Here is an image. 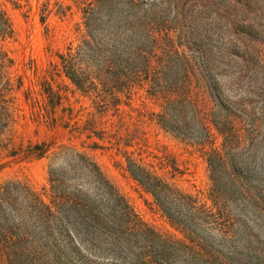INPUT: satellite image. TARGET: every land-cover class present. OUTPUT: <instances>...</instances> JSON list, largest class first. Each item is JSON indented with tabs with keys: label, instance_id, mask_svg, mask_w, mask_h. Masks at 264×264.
<instances>
[{
	"label": "trees",
	"instance_id": "16d2710c",
	"mask_svg": "<svg viewBox=\"0 0 264 264\" xmlns=\"http://www.w3.org/2000/svg\"><path fill=\"white\" fill-rule=\"evenodd\" d=\"M247 4L249 0L39 4L45 26L52 15L64 19L76 10L80 16L76 42L58 50L39 76L44 97L34 102L33 114L71 135L85 133L102 141H93L92 148L122 152L125 170L182 236L144 223L85 149L70 141L42 140L19 149L25 158L47 159L42 192L22 180L0 181V264H264V154L258 159L254 150L264 136L241 145L245 134L262 125L244 105L246 96L239 95L253 61L264 64V41L252 39L257 10ZM12 36L0 8V42ZM10 65L0 43V139L8 133L11 117ZM59 75L90 101L94 111L84 125L79 111L66 105L54 86ZM256 77H247L249 95L264 93V87H251ZM199 83L214 106L251 118V128L240 134L228 118L220 125L210 120L192 96ZM140 90L159 106L152 119L201 152L210 178L204 196L175 183L182 170L173 158L144 160L150 155L146 142L128 132L120 109ZM229 91L235 92L232 98ZM261 111L264 116V104ZM131 146L136 149L127 150Z\"/></svg>",
	"mask_w": 264,
	"mask_h": 264
},
{
	"label": "rangeland",
	"instance_id": "374dc122",
	"mask_svg": "<svg viewBox=\"0 0 264 264\" xmlns=\"http://www.w3.org/2000/svg\"><path fill=\"white\" fill-rule=\"evenodd\" d=\"M43 1L0 0V8L6 14L13 30V36L0 43H2L11 59L8 72L14 83L11 92L13 102L9 108L11 116L9 131L0 139V181L4 179L22 180L34 190L42 192L47 178V159L25 158L23 157L24 152L19 149L23 148L24 150L29 143L42 140L70 141L90 153L107 178L124 196L144 223L159 232L181 237L180 232L170 224L155 205L152 197L144 192L125 170L126 159L122 152H118L116 148L106 146L92 148L91 143L93 141L103 144L102 141L97 140L94 136L87 137L85 133L71 135L67 129L61 126L51 127L44 118H36V115L33 114L34 102L41 101L44 97L39 83V76L43 75L49 62L56 59L55 53L58 50H63L69 42H76L75 28L80 16L76 10H73L64 19L52 15L48 19L47 26H45L40 21L38 9L39 4ZM249 1L248 8L257 10L254 16L252 39L261 42L264 41V0ZM248 44L252 46L251 42H248ZM250 67V72L240 83V87H243V89L239 92V95L246 96L244 105H247V110L252 112V118L256 120V124L258 126L262 125L255 132H250L249 136L248 133L245 134L247 138L242 140V146L248 145V138L250 141L256 136H264V116L261 111L264 104V93L258 96L259 93L249 95L245 92L246 86L250 84L247 77L252 74L253 78L256 75L257 77L252 79L251 87H264V81L262 80L264 77V64L253 61ZM226 69L223 66H218V70H223V72H226ZM19 79L21 80L20 85L17 82ZM228 81L226 77H223V83L225 82V85L229 87L231 84ZM54 86L59 88L63 94L64 103L66 105L70 104L75 107L76 111H79V122L84 125L85 120L90 117L88 113L94 111L90 101L81 96L63 75L56 76ZM234 93V91H229L231 98ZM192 96L204 113L207 114V117L210 120H215L219 125L225 124V120L229 119L234 124L235 129H239L240 134L251 128V118L245 116L247 119L243 120L240 117L229 115L220 106H214L205 86L200 83L192 88ZM120 109L129 122L128 132L146 142L148 149L146 154L150 152V155L144 160L156 162L159 157L169 156L173 158L182 170V173L175 178V183L193 194L200 193L201 196H204L210 185L207 163L197 148L166 132L152 119L151 113L159 110L158 104L149 98L144 91L140 90L132 94L128 102H122ZM212 132L214 136L217 134L214 128ZM221 141L222 139L217 137L216 145L219 146ZM135 149L136 146L127 147V150ZM254 150H256V153L259 151L257 156L260 159L262 153L264 154V142H257ZM135 156H137L136 153Z\"/></svg>",
	"mask_w": 264,
	"mask_h": 264
}]
</instances>
